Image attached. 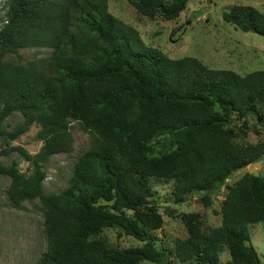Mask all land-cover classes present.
<instances>
[{"label":"trees","instance_id":"obj_1","mask_svg":"<svg viewBox=\"0 0 264 264\" xmlns=\"http://www.w3.org/2000/svg\"><path fill=\"white\" fill-rule=\"evenodd\" d=\"M0 29L1 156L18 151L33 164L25 176L14 160L0 159L11 177L12 203L41 197L47 248L36 264H262L250 227L264 223V173L246 172L222 201V224L205 227L198 212L182 213L188 236L174 251L158 247L163 226L153 178L173 182L175 202L198 191L210 205L231 175L264 156V140L238 142L249 117L264 121V69L241 74L193 56L172 58L145 44L138 29L115 16L109 0H7ZM143 15L177 19L191 0H129ZM226 22L264 36V8L237 3ZM46 47L51 55L14 62L20 50ZM24 121L9 130L6 120ZM91 134L66 189L44 195L43 163L73 150L71 121ZM39 123L41 150L30 153L11 141ZM143 242L120 247L105 228Z\"/></svg>","mask_w":264,"mask_h":264},{"label":"rangeland","instance_id":"obj_2","mask_svg":"<svg viewBox=\"0 0 264 264\" xmlns=\"http://www.w3.org/2000/svg\"><path fill=\"white\" fill-rule=\"evenodd\" d=\"M2 1L0 0L1 5ZM237 3L264 8V0H191L181 15L174 20H165L162 17L151 19L140 13L129 0H109V9L115 16L138 29L146 45L159 48L172 58L193 56L210 67L228 68L246 74L264 69V36L245 32L224 20V11ZM8 10V1L4 0V6H0V29L7 22ZM20 54L21 57L7 54L5 59L19 62L46 58L51 55V49L29 47L21 49ZM260 106L264 114V103ZM23 121L22 113L15 112L5 123L9 130H13ZM248 125L244 132L238 129L236 141L256 143L264 140V121L251 115ZM39 129V123H34L28 131L11 141V144L22 146L30 153H38L44 144L38 136ZM71 132L74 138L73 150L55 154L43 163L46 174L44 195L59 193L68 187L76 163L90 147L91 134L84 131L78 121H71ZM4 145L5 140L0 138V149ZM0 159L5 164L18 161V166L25 176H30L34 170L33 164L18 151L10 156H1ZM246 172L263 175L264 156L246 168L234 172L227 184L213 196L210 205H205L201 200L203 194L198 191L191 193L185 202H175L173 182L153 178L151 184L164 219L163 226L155 231L158 237L156 245L174 251L176 240L188 236V229L181 218L182 213L198 212L205 227L220 226L221 205L228 185L234 184ZM10 184L11 177L0 176V264H36L47 248L44 230L45 207L41 197L24 201L20 207L15 206L7 193ZM250 234L264 264V223L251 226ZM102 235L106 236L111 244L120 247L143 244L135 237L122 233L116 226L105 228ZM220 258L222 264H227L230 259L227 246L223 248ZM174 263L196 264L181 262L176 258ZM140 264L156 263L145 260Z\"/></svg>","mask_w":264,"mask_h":264},{"label":"built area","instance_id":"obj_3","mask_svg":"<svg viewBox=\"0 0 264 264\" xmlns=\"http://www.w3.org/2000/svg\"><path fill=\"white\" fill-rule=\"evenodd\" d=\"M2 4H3V5H1V4H0V6H1V7H3V6H4V0L2 1Z\"/></svg>","mask_w":264,"mask_h":264}]
</instances>
